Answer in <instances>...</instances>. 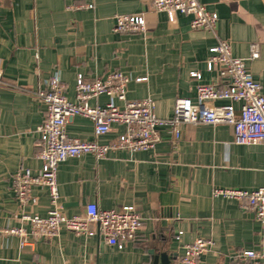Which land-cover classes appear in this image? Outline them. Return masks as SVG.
<instances>
[{"label": "crops", "instance_id": "1", "mask_svg": "<svg viewBox=\"0 0 264 264\" xmlns=\"http://www.w3.org/2000/svg\"><path fill=\"white\" fill-rule=\"evenodd\" d=\"M200 1L218 14V37L230 41L233 56L247 59L264 95V0ZM81 4L93 7L78 9ZM116 15H143L146 32L115 34ZM252 44L259 49L255 59ZM216 45L217 39L192 29L191 16L180 14L170 23L151 0H0V264H152L161 254L169 264H179L183 246L197 238L214 241L203 264H234L242 250L264 254V224L238 201L213 194L217 188H264V145L235 144L226 123L184 124L177 140L171 127H160V141L151 150H117L103 160L84 154L59 165L65 215H82L90 203L101 210L136 209L141 227L123 249L109 246L99 234L78 235L64 227L55 239L25 245L7 233L22 226L23 213L46 217L51 208L43 187H34L35 201L22 207L13 179L21 170H41L37 129L47 107L37 94L55 72L72 102L79 74L93 80L122 72L130 78L128 101L151 97L157 116L171 119L178 99L196 101L199 84H228L219 69L207 67ZM108 102L101 95L90 104ZM234 106L239 114L241 104ZM66 131L71 138L107 144L126 127L115 124L96 137L93 123L76 116Z\"/></svg>", "mask_w": 264, "mask_h": 264}, {"label": "built area", "instance_id": "2", "mask_svg": "<svg viewBox=\"0 0 264 264\" xmlns=\"http://www.w3.org/2000/svg\"><path fill=\"white\" fill-rule=\"evenodd\" d=\"M156 12H164L170 23L178 15L191 16L193 30L217 39V45L210 49L207 61L208 70L219 69L228 78L223 86H197V98L178 99L171 119H161L156 113V103L148 97L128 101L126 87L130 78L122 72L115 71L106 78L87 80L83 74L77 76L76 101L72 102L66 95V85L60 74L54 73L45 82V87L37 96L46 104L47 113L43 123L38 127L39 159L41 170L33 173L25 169L17 172L13 179V190L18 202L24 207L34 202V187L46 188L50 195L51 208L46 217L23 213L22 226L7 230L18 236L22 244H31L41 240H52L59 236L64 227L78 235L95 236L99 234L112 247L123 249L136 239L142 219L133 206L121 210H101L96 203L86 206L82 215L69 217L64 214L60 202L57 181L58 167L70 158L84 154L93 155L103 160L110 152L128 150L131 152L153 149L160 141L158 128L169 126L175 140L180 137L182 125L226 123L232 126L234 143L237 145H264V95L262 86L257 82L247 66V59L233 56L229 40L217 35L218 14L211 12L200 0H151ZM91 4L78 5V9H91ZM146 20L143 15H116L113 32L129 36L133 33L146 32ZM251 59L258 58L259 49L252 44ZM193 77L201 79L199 73ZM139 78L137 81H144ZM101 95L109 97L104 105H91L92 99ZM229 101V104L213 106L214 101ZM116 101L124 103L121 108ZM234 103H240V113ZM81 116L89 119L94 126L96 137L110 133L113 125L126 127V132L110 143L85 141L68 136L66 127L70 119ZM214 196L236 200L244 211L252 212L264 224V188L255 191L238 189H220L213 191ZM179 233L176 239H180ZM214 246L212 239L197 238L193 243L183 246L179 264H203L202 257ZM234 264H264V254L253 250H242L233 258Z\"/></svg>", "mask_w": 264, "mask_h": 264}, {"label": "water", "instance_id": "3", "mask_svg": "<svg viewBox=\"0 0 264 264\" xmlns=\"http://www.w3.org/2000/svg\"><path fill=\"white\" fill-rule=\"evenodd\" d=\"M152 264H169V261L164 254H161L154 256Z\"/></svg>", "mask_w": 264, "mask_h": 264}]
</instances>
